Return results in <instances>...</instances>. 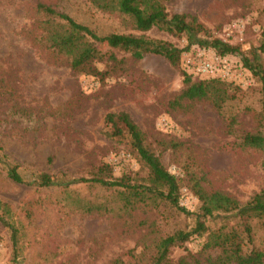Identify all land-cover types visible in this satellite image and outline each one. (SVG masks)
I'll return each instance as SVG.
<instances>
[{
  "label": "rangeland",
  "instance_id": "1",
  "mask_svg": "<svg viewBox=\"0 0 264 264\" xmlns=\"http://www.w3.org/2000/svg\"><path fill=\"white\" fill-rule=\"evenodd\" d=\"M161 1L169 14L194 15L206 32L173 37L153 28L140 33L127 16L100 11L89 0H0V201L18 234L14 259L11 232L0 223V264H149L161 238L194 224L190 216L163 206L124 214L107 191L85 184L63 187L89 178L100 164L111 165L113 177L130 174L144 184L146 170L127 140L104 136L108 113L131 116L164 167L181 180L179 202L193 214L199 203L187 187L186 170L206 189L222 191L241 205L264 187V153L241 140L245 132L264 136L260 85L242 61L264 64V52L252 56L262 41L264 0ZM39 5L68 15L97 36L131 34L168 42L183 50L179 69L160 56L133 61L128 53L99 43L102 57L112 53L122 60L119 69L103 81L74 74L68 59L44 39V30L57 28L59 21ZM215 39L240 48L222 58L201 48L202 58L217 66L216 77L238 88L236 98L221 111L207 102L172 110L183 87L181 71L192 81L208 78L196 66L186 67L185 57L198 62L196 42ZM12 168L22 183L8 177ZM40 173L57 184L38 186L34 177ZM106 202L114 211L80 208ZM198 243L186 246L195 252ZM181 254L174 248L171 257Z\"/></svg>",
  "mask_w": 264,
  "mask_h": 264
},
{
  "label": "trees",
  "instance_id": "2",
  "mask_svg": "<svg viewBox=\"0 0 264 264\" xmlns=\"http://www.w3.org/2000/svg\"><path fill=\"white\" fill-rule=\"evenodd\" d=\"M91 5L103 12H117L127 16L133 28L144 33L156 28L169 36H196L206 32L194 15L169 14L161 0H89ZM38 9L49 17L58 19L57 28L47 27L44 39L57 54L68 59L72 73L92 76L103 81L111 76L122 65V60L114 54L102 57L98 50L99 43L109 48L123 51L130 55L133 61H140L144 56L154 55L164 58L167 63L179 69L180 50L168 42L148 39L145 36L131 34H113L97 36L86 26L78 24L68 15L51 9L48 5H39ZM260 46L252 52H264V31L261 33ZM199 48L212 49L222 58L240 53L238 46H231L219 39L213 41H197ZM188 49H184L187 51ZM243 66L258 79L260 85V103L264 115V64L252 66L250 60L243 58ZM103 65L99 69L98 65ZM183 70V69H182ZM218 71V69H217ZM182 90L171 102L172 110H190L196 103L207 102L221 111L227 101L236 98L237 87L226 83L216 74L208 78L193 80L192 75L181 71ZM103 134L108 139L127 140L130 151L137 157L146 175L142 183H138L130 174L113 177V169L109 164H100L89 178H79L61 183L63 187L69 184H85L94 189H102L111 195L112 203L118 206L124 214L136 211L137 208H158L163 206L179 215L190 216L194 224L188 229H176L161 238L149 264H264V187L253 194L247 202L239 201L218 190L206 189L202 180L197 179L188 170L187 187L199 203L198 212L191 213L179 202L182 183L171 174L160 161L159 156L147 144L146 138L139 130L131 116L124 111L106 114ZM241 140L251 149L264 153V136L245 132ZM8 177L22 183V178L12 168ZM34 181L40 187L49 188L57 184L53 177L46 173L37 174ZM108 202L102 204H85L80 208L86 213H108L114 208L108 207ZM0 223L7 226L11 232L14 259L18 254L17 229L8 222L5 212L7 205L0 201ZM199 241L197 250L190 251L186 244ZM181 248L182 254L174 259L171 252ZM14 264H17L14 261Z\"/></svg>",
  "mask_w": 264,
  "mask_h": 264
},
{
  "label": "built area",
  "instance_id": "3",
  "mask_svg": "<svg viewBox=\"0 0 264 264\" xmlns=\"http://www.w3.org/2000/svg\"><path fill=\"white\" fill-rule=\"evenodd\" d=\"M195 50L197 51V56L199 58L198 62L194 63V59L192 57H188L186 56L185 58V66L189 67V66H196L197 67V73L200 74L201 76H205V77H212L216 74L217 72V66L214 65V63L212 61H208V60H204L202 58V56H204L203 52L201 51V48L199 49V47H195ZM204 51V49H203ZM194 60V61H193ZM216 62H218V59H215Z\"/></svg>",
  "mask_w": 264,
  "mask_h": 264
}]
</instances>
